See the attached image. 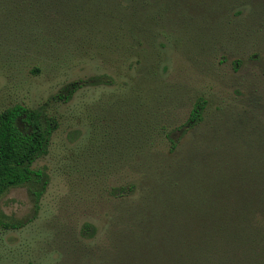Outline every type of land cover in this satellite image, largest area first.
I'll use <instances>...</instances> for the list:
<instances>
[{"label": "rangeland", "instance_id": "obj_1", "mask_svg": "<svg viewBox=\"0 0 264 264\" xmlns=\"http://www.w3.org/2000/svg\"><path fill=\"white\" fill-rule=\"evenodd\" d=\"M104 3L106 11L96 0L92 11L79 12L85 29H97L85 45L76 35L83 30L79 18L72 16L63 31L44 30L40 50L35 44L42 34L33 31L32 45L15 51L12 67L6 61L15 31H0V112L16 103L38 108L66 85L82 86L71 101L48 110L59 128L49 153L34 165L49 178L41 201L33 205L25 188L0 199L4 212L26 220L19 230L0 228V264H87L89 249L112 246L121 214L133 224L143 216L152 189L161 194L159 211L169 198L197 194L199 204L213 200L238 212L231 205L248 189L240 187L248 186L242 176L264 170V0ZM14 12L7 2L1 16L15 21ZM95 76L107 79L96 85ZM199 97L207 102L204 121L182 135L178 129ZM170 136L180 143L175 154ZM97 162L104 176L85 177L82 168ZM177 180L184 188L167 195L155 187ZM249 200L264 209L256 194ZM185 213L180 209L163 227L172 229ZM85 224L97 229L95 237L81 236ZM128 237L115 236L135 241Z\"/></svg>", "mask_w": 264, "mask_h": 264}, {"label": "trees", "instance_id": "obj_2", "mask_svg": "<svg viewBox=\"0 0 264 264\" xmlns=\"http://www.w3.org/2000/svg\"><path fill=\"white\" fill-rule=\"evenodd\" d=\"M98 1L100 7L106 11L104 2L107 0ZM7 2L14 6L15 16L12 13L9 15L15 18V21L4 20L1 16ZM94 7H97L96 0H0V31L5 28L15 31L14 44L10 47L12 57H8L6 66L12 67L15 64L12 59L19 55L16 53L19 48H29L32 45L33 31L37 30L42 34L36 36L35 46L40 50L46 45V36H48L43 33L44 30L53 34L52 31L58 32L60 27L63 31L64 19L70 21L72 16L79 18L78 23L83 30L76 35L81 39L80 45H85L89 41V34H97V29L95 25L90 26L91 30L85 29L86 22L78 16L81 9L84 8V11L89 12ZM127 23H131L130 20ZM69 45L72 46L71 43ZM77 48L80 49V46ZM0 59H2L1 49ZM58 61L57 57L55 62ZM34 71L40 73L41 69L36 67ZM103 79L107 78L95 76L91 80L96 81V85L99 83L102 85ZM81 88L80 81L72 82L52 95L41 107L29 108L16 103L0 112V199L13 189L25 188L33 205L37 206L41 201L49 178L43 170L36 169L34 165L49 153L52 137L59 128L58 120L49 116L48 110L71 101L73 95ZM206 104V100L202 97L194 102L187 123L178 129L182 131V135L204 121ZM172 139L170 136L171 152L175 154L180 143ZM198 153L199 150L194 151V155ZM122 154L123 151L118 150V156ZM263 167L264 164L261 169ZM82 171L83 173L86 171L84 175L87 178L101 179L104 176L98 162L97 167L90 170L89 167L82 168ZM242 179L248 183V186L241 183L240 187H248V189L241 188L240 191L244 192L243 196H236L231 205L235 206L238 212L229 211L228 207L213 200L208 201L207 205L199 204L197 194H188L183 200L177 197L169 198L170 203L165 204L163 211H159L155 208L156 200L161 194L160 196L157 192L155 194V190L152 189L149 193L152 196V203L145 213L142 212L143 219L138 217L133 224L128 214H121L118 221H115L117 223L113 230L114 238L109 243L112 246L98 252L89 249L83 257L94 259L95 256L100 255L97 264H264V209L255 208V203L249 200L254 194L264 199V170L254 173L249 170ZM178 182L179 180L172 183L165 181L163 184L156 183L155 187L162 189L160 191L165 190L167 195L170 190L184 188V186L180 187L181 183ZM237 205L241 209H237ZM182 208H186L185 214L188 216L178 225L172 226V229L163 227L164 223L170 219L172 221L174 214ZM217 208L220 209L215 211ZM25 225L26 220L9 215L0 207V228L19 230ZM80 234L90 239L95 237L97 229L85 224ZM124 235H129L128 238L135 241L123 243L115 238ZM124 250H129L131 253L135 250V253L134 255L122 253ZM91 259L86 263L91 264Z\"/></svg>", "mask_w": 264, "mask_h": 264}]
</instances>
